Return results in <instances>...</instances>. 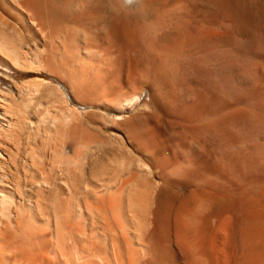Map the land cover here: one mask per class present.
<instances>
[{
  "label": "bare ground",
  "instance_id": "6f19581e",
  "mask_svg": "<svg viewBox=\"0 0 264 264\" xmlns=\"http://www.w3.org/2000/svg\"><path fill=\"white\" fill-rule=\"evenodd\" d=\"M259 37L189 0H0V63L58 81L0 71V264H264Z\"/></svg>",
  "mask_w": 264,
  "mask_h": 264
},
{
  "label": "rangeland",
  "instance_id": "374dc122",
  "mask_svg": "<svg viewBox=\"0 0 264 264\" xmlns=\"http://www.w3.org/2000/svg\"><path fill=\"white\" fill-rule=\"evenodd\" d=\"M190 1L191 0H189V3L192 7L204 4L206 9H208V11L211 14L219 16L223 19L228 18L230 15L231 18L233 19V33L235 35H238L241 37H250L253 34H259L260 35L259 38L264 37V17H263L264 16L263 15L264 14V5H263L264 1L263 0H253V2H252V0H248V1L247 0H245V1L244 0H239V1L238 0L237 1H235V0H231V1L230 0H223V1L222 0H220V1L219 0H192L193 3H191L192 1L191 2ZM208 1H209V3H208ZM240 1H242V2H240ZM238 2H240L241 4L239 3L240 5H238ZM221 5L224 8H222ZM248 5H249V7H248ZM225 7L226 8L228 7V9H226ZM258 9L260 10V12L262 14L258 13V11H259ZM260 14L262 16H260ZM1 22H3L5 24L4 27L6 29H13L12 28L14 26L13 23H6V21L4 19H1ZM261 28H262V30H260ZM141 50H143V47L138 46L137 51L140 52ZM261 66H262V68H260V70L264 74V63H261ZM0 71L3 74L10 76L17 81H23V80H26V79H29V78H32L35 76H39V77H44V78H46V79H48L54 83H58V81L56 79L48 77L45 74H33V73L22 74V73H18V72L11 70L10 68L2 65L1 63H0ZM0 85L1 86H7L8 84L4 80L0 79ZM262 85H264V83ZM185 89L188 90V89H190V87H185ZM263 90H264V86H263ZM25 92L26 91L22 92L24 96L26 94ZM145 93H147V90H145Z\"/></svg>",
  "mask_w": 264,
  "mask_h": 264
}]
</instances>
